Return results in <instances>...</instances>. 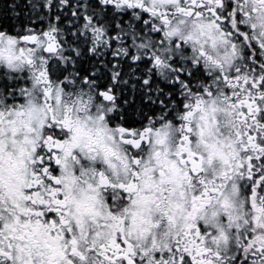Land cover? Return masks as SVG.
I'll use <instances>...</instances> for the list:
<instances>
[{"label":"snow or ice","instance_id":"1","mask_svg":"<svg viewBox=\"0 0 264 264\" xmlns=\"http://www.w3.org/2000/svg\"><path fill=\"white\" fill-rule=\"evenodd\" d=\"M0 264H264V0H0Z\"/></svg>","mask_w":264,"mask_h":264}]
</instances>
